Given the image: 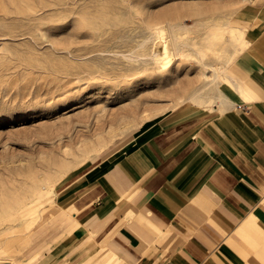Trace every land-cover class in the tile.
<instances>
[{"label": "rangeland", "instance_id": "rangeland-1", "mask_svg": "<svg viewBox=\"0 0 264 264\" xmlns=\"http://www.w3.org/2000/svg\"><path fill=\"white\" fill-rule=\"evenodd\" d=\"M248 4L0 0V264H32L70 226L59 191L145 124L218 104Z\"/></svg>", "mask_w": 264, "mask_h": 264}, {"label": "crops", "instance_id": "crops-1", "mask_svg": "<svg viewBox=\"0 0 264 264\" xmlns=\"http://www.w3.org/2000/svg\"><path fill=\"white\" fill-rule=\"evenodd\" d=\"M241 43L218 104L163 113L59 191L70 226L32 264H264V0Z\"/></svg>", "mask_w": 264, "mask_h": 264}, {"label": "bare ground", "instance_id": "bare-ground-1", "mask_svg": "<svg viewBox=\"0 0 264 264\" xmlns=\"http://www.w3.org/2000/svg\"><path fill=\"white\" fill-rule=\"evenodd\" d=\"M229 32H230V34H231V36H236V34H237V31H236V29L235 28H230V30H229ZM161 37V36H160ZM170 39H171V42H172V46H173V49H175L174 50V55H176V56H180L181 54H182V52H180V51H176V47H177V43H176V38H175V36H173V35H171L170 36ZM166 41V40H165ZM170 46V45H169ZM162 47H163V50H162V53L164 54V55H167V54H169L168 52H167V46H166V44L165 43H162ZM241 47H239V45H237L236 47H235V49L236 50H239ZM182 49H183V47H182ZM171 50V49H170ZM158 55H160L158 52H153L152 53V56L153 57H159ZM215 76L216 77H219V75H220V73L219 72H216L215 71ZM221 98H223V97H221ZM221 101V100H220ZM219 101V102H220Z\"/></svg>", "mask_w": 264, "mask_h": 264}]
</instances>
